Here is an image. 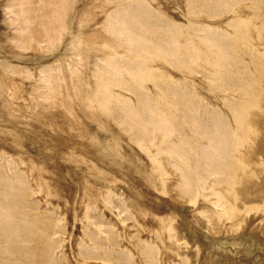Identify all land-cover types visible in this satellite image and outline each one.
<instances>
[{
  "label": "rangeland",
  "instance_id": "374dc122",
  "mask_svg": "<svg viewBox=\"0 0 264 264\" xmlns=\"http://www.w3.org/2000/svg\"><path fill=\"white\" fill-rule=\"evenodd\" d=\"M0 264H264V0H0Z\"/></svg>",
  "mask_w": 264,
  "mask_h": 264
},
{
  "label": "bare ground",
  "instance_id": "6f19581e",
  "mask_svg": "<svg viewBox=\"0 0 264 264\" xmlns=\"http://www.w3.org/2000/svg\"><path fill=\"white\" fill-rule=\"evenodd\" d=\"M192 7V6H191ZM59 16V15H58ZM60 20V19H59ZM247 26V25H246ZM248 29V31H249V28H247ZM239 44V43H238ZM239 47V46H238ZM203 53V52H202ZM205 58V57H204ZM210 61V60H209ZM203 62V61H202ZM190 64V63H189ZM239 68V67H238ZM192 70H193V68H191ZM215 72H216V70H215ZM250 96V95H249ZM248 98V97H247ZM251 101V100H250ZM106 104V103H105ZM107 105V104H106ZM106 105H104V106H106ZM246 109V108H245ZM108 111V110H107ZM241 113V112H240ZM249 117V116H248ZM253 127V126H252ZM160 128V127H159ZM160 131V130H159ZM250 139V138H249Z\"/></svg>",
  "mask_w": 264,
  "mask_h": 264
}]
</instances>
